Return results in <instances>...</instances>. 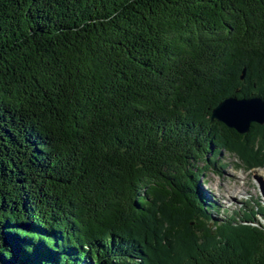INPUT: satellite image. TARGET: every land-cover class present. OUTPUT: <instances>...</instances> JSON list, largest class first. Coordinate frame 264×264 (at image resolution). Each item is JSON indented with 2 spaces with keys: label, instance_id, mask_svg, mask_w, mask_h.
<instances>
[{
  "label": "trees",
  "instance_id": "1",
  "mask_svg": "<svg viewBox=\"0 0 264 264\" xmlns=\"http://www.w3.org/2000/svg\"><path fill=\"white\" fill-rule=\"evenodd\" d=\"M232 97L264 101V0H0V264H264V207L199 184L264 167Z\"/></svg>",
  "mask_w": 264,
  "mask_h": 264
},
{
  "label": "rangeland",
  "instance_id": "2",
  "mask_svg": "<svg viewBox=\"0 0 264 264\" xmlns=\"http://www.w3.org/2000/svg\"><path fill=\"white\" fill-rule=\"evenodd\" d=\"M198 165L202 170V193L217 205L213 216L221 219L241 209L249 211L257 203L264 207V167L249 170L227 152H222L212 164L201 161Z\"/></svg>",
  "mask_w": 264,
  "mask_h": 264
},
{
  "label": "water",
  "instance_id": "3",
  "mask_svg": "<svg viewBox=\"0 0 264 264\" xmlns=\"http://www.w3.org/2000/svg\"><path fill=\"white\" fill-rule=\"evenodd\" d=\"M244 74L241 79H244ZM211 121L221 122L237 134H246L253 123L264 124V101L260 98H229L218 104L213 110Z\"/></svg>",
  "mask_w": 264,
  "mask_h": 264
}]
</instances>
